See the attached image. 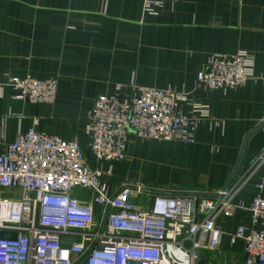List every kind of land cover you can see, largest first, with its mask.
Masks as SVG:
<instances>
[{
  "label": "crops",
  "instance_id": "crops-1",
  "mask_svg": "<svg viewBox=\"0 0 264 264\" xmlns=\"http://www.w3.org/2000/svg\"><path fill=\"white\" fill-rule=\"evenodd\" d=\"M240 51L254 54V74L244 85H196L210 55ZM25 75L55 78V101L16 97L6 81ZM116 83L127 92L137 86L186 92L209 117L191 142L130 134L127 158L112 162L106 179L111 188L140 184L150 194L197 193L233 205L229 215L213 214L219 246L201 255L204 264L242 263L244 243L231 235L238 225L251 226L249 205L258 184L264 187V0H165L152 12L143 0H0V150L35 128L78 139L98 166L83 128L94 99ZM21 194L0 189V196Z\"/></svg>",
  "mask_w": 264,
  "mask_h": 264
},
{
  "label": "built area",
  "instance_id": "built-area-1",
  "mask_svg": "<svg viewBox=\"0 0 264 264\" xmlns=\"http://www.w3.org/2000/svg\"><path fill=\"white\" fill-rule=\"evenodd\" d=\"M164 1L143 0L144 11ZM253 68L252 52L213 54L195 83L236 88ZM6 84L29 102L53 103L57 94L55 78L11 76ZM207 117V106L186 92L149 86L127 92L116 83L94 99L83 128L98 166L90 165L76 138L35 128L18 132L0 150V189L22 191L0 196V264H204L201 252L217 249L222 234L213 214L229 215L233 205L197 193L150 194L140 184L113 189L106 179L112 162L127 158L130 134L191 142ZM258 187L249 205L251 226L238 225L231 235L244 243L243 262L232 264H264V187Z\"/></svg>",
  "mask_w": 264,
  "mask_h": 264
},
{
  "label": "rangeland",
  "instance_id": "rangeland-1",
  "mask_svg": "<svg viewBox=\"0 0 264 264\" xmlns=\"http://www.w3.org/2000/svg\"><path fill=\"white\" fill-rule=\"evenodd\" d=\"M87 154L89 155V153L87 152ZM12 196H14V197H17V196H15V195H12Z\"/></svg>",
  "mask_w": 264,
  "mask_h": 264
},
{
  "label": "water",
  "instance_id": "water-1",
  "mask_svg": "<svg viewBox=\"0 0 264 264\" xmlns=\"http://www.w3.org/2000/svg\"><path fill=\"white\" fill-rule=\"evenodd\" d=\"M225 189H227V187H224V190H225ZM201 263H202V262H200V264H201Z\"/></svg>",
  "mask_w": 264,
  "mask_h": 264
}]
</instances>
